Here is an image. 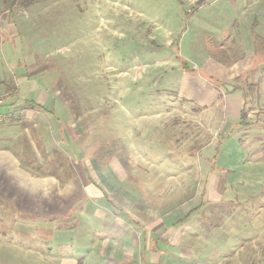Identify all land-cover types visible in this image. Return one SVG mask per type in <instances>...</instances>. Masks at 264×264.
<instances>
[{
	"label": "crops",
	"instance_id": "0c3cea01",
	"mask_svg": "<svg viewBox=\"0 0 264 264\" xmlns=\"http://www.w3.org/2000/svg\"><path fill=\"white\" fill-rule=\"evenodd\" d=\"M228 1L233 9L206 15L218 24L203 22L201 35L194 40L199 62L198 67L191 66L196 71L180 64V86L170 94L187 107L166 109V114L185 115L184 122L207 120L218 139L214 144L220 147L219 154L213 142L201 150L212 148L209 154L220 161L207 172L205 186L194 184V204L187 218L190 211L173 217L181 206L159 214L154 198L127 196L141 185L147 196L159 193L156 165L145 151H135L131 171L120 163L109 164V171L99 173L97 181L98 172H88V142L75 143V114L66 102L33 80L32 72L12 74L15 86L0 99V111L20 114L0 122V209L19 214L11 225L28 224L36 230L13 232V228L6 233L11 235L0 238L12 250L9 264H186L188 260L223 264L247 255L264 240V226L255 225L264 210L257 200L264 195V7L250 9L253 0ZM216 114L221 123L212 126ZM149 152L167 156L157 149ZM188 173L183 178H190ZM112 178L117 185L110 188L106 182ZM126 179L129 186L123 185ZM178 186L180 190L186 185ZM204 193L208 200L203 203ZM209 207L212 217L202 220L200 210ZM19 220L24 224L16 225Z\"/></svg>",
	"mask_w": 264,
	"mask_h": 264
},
{
	"label": "rangeland",
	"instance_id": "374dc122",
	"mask_svg": "<svg viewBox=\"0 0 264 264\" xmlns=\"http://www.w3.org/2000/svg\"><path fill=\"white\" fill-rule=\"evenodd\" d=\"M198 1L39 0L28 6L17 3L11 7L0 0V99L14 89L12 74L22 70L27 74L32 72L33 80L61 96L75 114V143L88 142L89 174L98 172L94 175L100 182L99 173L108 172L109 166L116 163L131 171L135 151H145L147 158L155 162L159 193L147 196L141 185V188L133 187L127 196L131 200L154 198L159 214L181 206L173 217H182L194 204L191 203L194 184L205 186L207 172L218 158L220 161L219 156L209 154L212 148L201 151L218 139L214 138L215 129H209L207 120L198 124L195 118L187 117L188 121L184 122L185 115L177 111L166 114V109L187 107L170 93L180 86L177 84L181 77L180 64L191 70H194L192 66L198 67L199 59L195 55L198 49L193 48L197 46L194 40L204 28L202 23L218 24L216 18L205 16L213 11L233 9L228 0H217L213 5L210 0L200 4ZM237 6L240 10L243 3ZM262 6L264 0H253L250 9ZM6 76V81L1 79ZM220 116H213L212 126L221 123ZM214 146L219 154L220 147ZM152 149L167 152V156L149 152ZM235 160L238 167L240 157ZM185 171L190 172V178H183ZM182 182L186 186L179 190ZM130 183L126 179L123 185ZM106 185L113 188L117 183L112 178ZM177 190L178 193H173ZM201 197L203 203L208 200L206 193ZM257 200L264 204V195ZM167 204L171 205L168 209L161 208ZM209 208L200 210L202 220L212 217ZM18 216L14 210L0 209V217L5 218L0 222V238L13 228V232H35L34 226L21 220L16 225L20 222L24 226L11 225ZM255 221L262 229L264 210ZM262 248L264 240L253 245L247 255L223 264H264ZM12 260V250L6 248V242H1L0 264Z\"/></svg>",
	"mask_w": 264,
	"mask_h": 264
},
{
	"label": "trees",
	"instance_id": "16d2710c",
	"mask_svg": "<svg viewBox=\"0 0 264 264\" xmlns=\"http://www.w3.org/2000/svg\"><path fill=\"white\" fill-rule=\"evenodd\" d=\"M36 1H39V0H5V3L6 4H8L9 6H14V5H16L17 3H21V5L22 6H28V5H30V4H32V3H34V2H36ZM197 5H198V3H197ZM194 71V70H193ZM195 72V71H194ZM217 82H219V81H217ZM220 85H221V83H219ZM224 85V84H223ZM239 87H234V89L233 90H236V89H238ZM228 92V91H227ZM245 117H246V113H245V111H243L242 110V113H241V117H240V121H241V123L243 124V123H245L246 121V119H245ZM191 212L192 211H190V213H188L185 217L187 218V217H189V215L191 214Z\"/></svg>",
	"mask_w": 264,
	"mask_h": 264
},
{
	"label": "built area",
	"instance_id": "2783aa9c",
	"mask_svg": "<svg viewBox=\"0 0 264 264\" xmlns=\"http://www.w3.org/2000/svg\"><path fill=\"white\" fill-rule=\"evenodd\" d=\"M2 101L0 100V103H1ZM18 114V116H19V114L20 113H18L17 111H7V112H1L0 111V122H4V121H6V120H9V119H12L14 116H16ZM17 116V117H18ZM16 118V117H15Z\"/></svg>",
	"mask_w": 264,
	"mask_h": 264
},
{
	"label": "water",
	"instance_id": "95a60500",
	"mask_svg": "<svg viewBox=\"0 0 264 264\" xmlns=\"http://www.w3.org/2000/svg\"><path fill=\"white\" fill-rule=\"evenodd\" d=\"M202 1H203V0H199L198 3L200 4V3H202Z\"/></svg>",
	"mask_w": 264,
	"mask_h": 264
}]
</instances>
